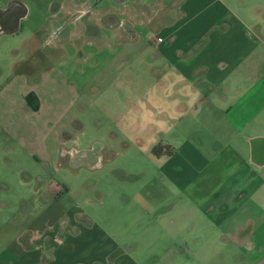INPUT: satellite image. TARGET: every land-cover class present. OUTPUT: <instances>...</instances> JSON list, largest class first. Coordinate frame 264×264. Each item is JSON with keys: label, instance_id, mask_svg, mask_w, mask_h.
Wrapping results in <instances>:
<instances>
[{"label": "crops", "instance_id": "obj_1", "mask_svg": "<svg viewBox=\"0 0 264 264\" xmlns=\"http://www.w3.org/2000/svg\"><path fill=\"white\" fill-rule=\"evenodd\" d=\"M52 4L46 26L15 38L31 6L0 0V49L17 55L0 81V191L15 203L4 215L0 200V264H264V0ZM78 58L88 65L67 67ZM89 80L138 127L69 149ZM71 171L105 172L104 190L82 183L92 211Z\"/></svg>", "mask_w": 264, "mask_h": 264}, {"label": "rangeland", "instance_id": "obj_2", "mask_svg": "<svg viewBox=\"0 0 264 264\" xmlns=\"http://www.w3.org/2000/svg\"><path fill=\"white\" fill-rule=\"evenodd\" d=\"M29 3V6H31V14L28 19L30 25L33 24L34 26L30 27L29 29L22 28L18 33L17 36H13L15 38H20L21 36H24L28 34L29 32L35 31L39 25L42 24V26L47 25V20L45 19L50 14V7L51 12L54 10V4H52V1L54 0H26ZM88 8V7H87ZM45 23V25H44ZM27 25V22L25 23ZM39 40H41V37H37ZM7 36H4L3 41H6ZM12 39V38H11ZM4 51L1 52L0 49V81H6L10 76H8L7 69L10 68V64L13 60H16L17 55H14L13 57H9L6 55L7 51V45L4 43ZM43 51H38L33 59H30L28 63L35 64V71L36 74L43 69L45 66H47V63L45 62V57L43 54ZM80 58L74 61V59L70 60L67 59V67L74 68L76 65L74 63H80ZM86 62V60L81 61ZM88 62L91 63L90 60ZM55 63V62H54ZM87 64V62H86ZM58 66V64H56ZM88 65V64H87ZM53 66V64H52ZM55 66V65H54ZM83 67V66H82ZM132 67L136 68L138 67V63L135 65L132 62ZM79 68V67H78ZM83 74L82 78L85 79L86 73L84 71H90L86 70V67L82 68ZM90 74V73H88ZM34 76V75H33ZM89 76V75H88ZM87 77V76H86ZM88 79H91L89 77ZM87 79V80H88ZM124 79V77H121V80ZM134 80L132 77L131 82ZM134 85V84H131ZM70 90V86L67 85V87ZM113 92L115 93V90H111L106 86L105 90L100 93H98L96 89V85L92 83V81L89 80V82L77 93L76 102H74V105L69 109L68 115H67V129L66 135L69 136V141L66 145V147L70 148H78V149H87L88 147H92L93 143L95 141H98L96 138L100 137V142L107 145L111 138V134H114L115 132H120V128L122 130V133L134 134V130L138 127V124L134 119L126 120L125 118H130L137 116L136 112H134V109H130L128 107V103H123L122 100L119 99V96L113 95ZM136 93V92H135ZM133 90L130 92V97H133L137 94H135ZM129 96V94H127ZM140 108V104L137 105L136 109ZM118 119L121 121V123H116V120ZM119 127V128H118ZM131 132V133H130ZM132 143L135 142V137H129ZM139 138V136H137ZM138 141V140H136ZM133 157V161H134ZM94 173V174H93ZM105 172H91V171H83V173H75V171H71L70 174L67 176L69 177V181L72 182V185L76 188L75 183L80 185V191L78 192L77 202L80 206H82L85 210L92 211V209L87 205L86 201L84 202L85 198L88 197L87 189L81 190L84 186H82V183L87 185H92L94 182L97 183L98 187L101 190H104L107 187V183L104 179ZM98 175V176H97ZM141 178V177H140ZM141 180V179H139ZM116 181V180H115ZM91 191V190H90ZM91 196V193L90 195ZM13 193L11 190L7 191L2 189L0 191V200H3V204L7 205V208H10L4 215H14L12 213V204L15 205L13 202ZM10 205V206H9ZM30 206V205H29ZM110 208L109 202L105 205V210ZM14 211L16 209H13ZM11 213V214H7Z\"/></svg>", "mask_w": 264, "mask_h": 264}, {"label": "water", "instance_id": "obj_3", "mask_svg": "<svg viewBox=\"0 0 264 264\" xmlns=\"http://www.w3.org/2000/svg\"><path fill=\"white\" fill-rule=\"evenodd\" d=\"M5 12V15L6 14H9V11H3V13ZM19 26V18L16 17L13 22H12V25H11V28L9 29V33H14L15 30L18 28ZM4 31V29L0 28V32Z\"/></svg>", "mask_w": 264, "mask_h": 264}, {"label": "trees", "instance_id": "obj_4", "mask_svg": "<svg viewBox=\"0 0 264 264\" xmlns=\"http://www.w3.org/2000/svg\"><path fill=\"white\" fill-rule=\"evenodd\" d=\"M33 98H34V97H33L32 95L27 96V98H26V99H27V102H28V103L31 102V100H32ZM163 149H164V148H162V147H161V148H160V147H157V148L154 149L153 154H154V155H157L158 152L163 151Z\"/></svg>", "mask_w": 264, "mask_h": 264}]
</instances>
